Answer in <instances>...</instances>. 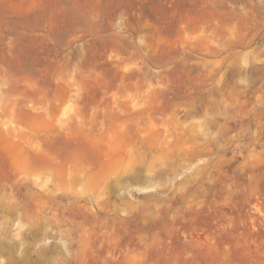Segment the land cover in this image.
<instances>
[{
  "label": "rangeland",
  "instance_id": "rangeland-1",
  "mask_svg": "<svg viewBox=\"0 0 264 264\" xmlns=\"http://www.w3.org/2000/svg\"><path fill=\"white\" fill-rule=\"evenodd\" d=\"M0 264H264V0H0Z\"/></svg>",
  "mask_w": 264,
  "mask_h": 264
}]
</instances>
